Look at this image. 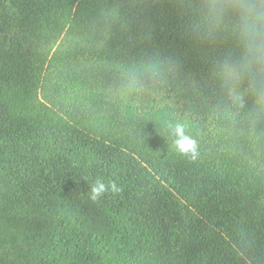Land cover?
Masks as SVG:
<instances>
[{
	"label": "trees",
	"instance_id": "16d2710c",
	"mask_svg": "<svg viewBox=\"0 0 264 264\" xmlns=\"http://www.w3.org/2000/svg\"><path fill=\"white\" fill-rule=\"evenodd\" d=\"M207 5L0 0V264H264V111L227 114Z\"/></svg>",
	"mask_w": 264,
	"mask_h": 264
},
{
	"label": "clouds",
	"instance_id": "9594fccd",
	"mask_svg": "<svg viewBox=\"0 0 264 264\" xmlns=\"http://www.w3.org/2000/svg\"><path fill=\"white\" fill-rule=\"evenodd\" d=\"M207 18L219 28L228 17H235L232 33L241 48V56L222 67L221 79L226 93V112L242 108L250 93L258 111H264V0H208ZM176 150L191 159L199 155L195 138L186 131L183 122L172 128ZM121 189L115 181L96 179L90 186L89 198L97 201L108 192Z\"/></svg>",
	"mask_w": 264,
	"mask_h": 264
}]
</instances>
